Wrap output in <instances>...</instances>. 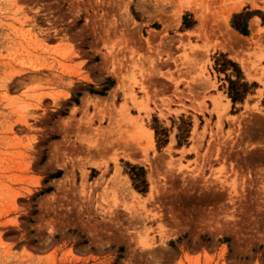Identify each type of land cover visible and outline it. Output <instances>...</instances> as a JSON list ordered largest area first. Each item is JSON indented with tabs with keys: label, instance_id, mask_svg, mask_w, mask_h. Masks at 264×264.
Returning a JSON list of instances; mask_svg holds the SVG:
<instances>
[{
	"label": "rangeland",
	"instance_id": "1",
	"mask_svg": "<svg viewBox=\"0 0 264 264\" xmlns=\"http://www.w3.org/2000/svg\"><path fill=\"white\" fill-rule=\"evenodd\" d=\"M0 264H264V0H0Z\"/></svg>",
	"mask_w": 264,
	"mask_h": 264
},
{
	"label": "bare ground",
	"instance_id": "2",
	"mask_svg": "<svg viewBox=\"0 0 264 264\" xmlns=\"http://www.w3.org/2000/svg\"><path fill=\"white\" fill-rule=\"evenodd\" d=\"M224 20V19H223ZM227 21V20H226ZM258 23V22H257ZM261 31V30H260ZM124 118H126V122H127V124L131 121V119L130 118H127V117H124ZM124 121V122H125ZM135 132H138V136L136 135V137H134V136H132V135H129L128 137H126V138H123L122 139V141H119L120 142V144H123V145H125V146H130V145H135V142H134V139H135V141H136V138H138V140L143 144H145V145H147L148 143H151V138H152V132L151 131H149V130H145V129H141V128H139V127H136V130H133V132L132 133H135ZM132 138V139H131ZM139 142V143H140ZM140 145V144H139ZM142 147V146H141ZM129 148V147H128ZM133 148V147H132ZM135 150V149H134ZM134 153V152H133ZM130 154H132V152L130 153ZM132 156V155H131ZM132 159V158H131ZM124 185V184H123ZM124 187H125V185H124ZM128 189H129V187H128Z\"/></svg>",
	"mask_w": 264,
	"mask_h": 264
},
{
	"label": "trees",
	"instance_id": "3",
	"mask_svg": "<svg viewBox=\"0 0 264 264\" xmlns=\"http://www.w3.org/2000/svg\"><path fill=\"white\" fill-rule=\"evenodd\" d=\"M234 28L237 29L238 31H240L241 33H245V31L243 29H241V27L238 24H236V23L234 24ZM231 83H232V85L236 84L235 81H231ZM242 85L246 86V84H242ZM234 100H236V98H234ZM133 169L135 170V169H137V167L134 166ZM139 169L142 170V171H145V169L143 167H140ZM144 182H145V180H144Z\"/></svg>",
	"mask_w": 264,
	"mask_h": 264
},
{
	"label": "crops",
	"instance_id": "4",
	"mask_svg": "<svg viewBox=\"0 0 264 264\" xmlns=\"http://www.w3.org/2000/svg\"><path fill=\"white\" fill-rule=\"evenodd\" d=\"M241 27V26H240ZM241 29H243L244 31H245V33H241L240 31V33L241 34H249V32H250V29H251V26H248L247 28H243V27H241ZM237 30V29H236ZM238 31V30H237Z\"/></svg>",
	"mask_w": 264,
	"mask_h": 264
}]
</instances>
